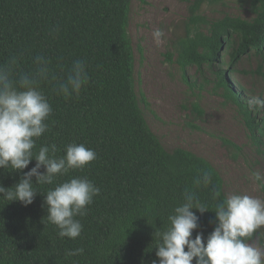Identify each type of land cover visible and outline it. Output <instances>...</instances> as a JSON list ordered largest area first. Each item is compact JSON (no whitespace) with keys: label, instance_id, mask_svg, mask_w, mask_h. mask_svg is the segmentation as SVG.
Returning <instances> with one entry per match:
<instances>
[{"label":"trees","instance_id":"obj_1","mask_svg":"<svg viewBox=\"0 0 264 264\" xmlns=\"http://www.w3.org/2000/svg\"><path fill=\"white\" fill-rule=\"evenodd\" d=\"M131 1L0 0V64L16 55L17 71L27 72L41 55L50 59L61 79L60 64L67 69L76 59L87 63L89 82L79 97L64 99L55 93L54 83L41 84L52 114L33 151L54 143L61 156L71 142L94 149L93 162L56 177L55 183L86 176L101 190L87 214L77 217L83 230L75 240L59 238L47 220L39 192L55 184H34L39 192L27 206L0 199V264H152L157 260L156 231L166 228L167 216L183 202L182 193L201 170L210 171L213 185L224 193L223 180L208 161L181 148L167 151L147 124L140 104H149L135 89L128 35ZM227 1H190L182 32L171 41L166 57L174 58L186 81L191 68L210 75L214 92L236 107L252 138L258 139L264 137L262 109L249 108L244 89L231 78L243 58L253 57L258 62L253 73L264 80V0H246L249 19L202 12ZM193 109L198 118L203 116L197 103ZM34 165L33 160L23 172ZM8 171L0 169V185L6 188L23 174ZM196 194L209 211L192 210L199 217L193 238L196 232L207 237L215 226L217 201L211 186L199 187ZM78 248L84 249L82 254L67 255Z\"/></svg>","mask_w":264,"mask_h":264},{"label":"clouds","instance_id":"obj_2","mask_svg":"<svg viewBox=\"0 0 264 264\" xmlns=\"http://www.w3.org/2000/svg\"><path fill=\"white\" fill-rule=\"evenodd\" d=\"M157 46L165 44V31L157 28L152 33ZM19 57L11 56L0 64V169L21 173L31 161L35 165L23 172L11 187L0 185V199L19 201L27 206L37 193L34 184L53 185L43 195V204L49 223L57 228L59 238L75 240L83 230L77 217L87 214V206L100 194V188L86 176L71 177L55 183L56 177L66 176L71 170L84 169L97 158L94 149L83 143L71 142L64 146L63 155L56 144L39 146L36 141L48 131L52 106L41 84L54 83V91L64 99L79 97L89 82L87 63L74 60L67 69L59 70L63 78L57 79L49 58L37 55L33 68L17 71ZM249 108L264 109V99L253 97ZM43 167V172L40 169ZM35 178V183L33 182ZM256 191L264 193V173H251ZM201 186L212 187V198L217 201L215 226L207 237L193 231L198 219L193 209L203 214L208 210L197 197ZM183 202L167 216V226L156 231L154 248L157 260L152 264H264V198L240 192L224 194L213 185L212 173L201 170L192 187L182 193ZM83 248L67 252L68 256L82 254Z\"/></svg>","mask_w":264,"mask_h":264},{"label":"rangeland","instance_id":"obj_3","mask_svg":"<svg viewBox=\"0 0 264 264\" xmlns=\"http://www.w3.org/2000/svg\"><path fill=\"white\" fill-rule=\"evenodd\" d=\"M190 1H131L128 35L134 52L135 89L149 104L140 107L167 151L187 150L215 168L223 180L224 194L240 192L264 198L251 179L253 172L264 173V137L252 138L236 107L214 92L210 75L191 68L185 73L186 81L174 58L169 61L166 57L171 41L182 32ZM202 12L209 17L229 14L250 18L246 0H228L224 6L205 7ZM157 28L165 31L161 46L152 36ZM257 64L255 58L245 57L235 67L231 80L244 89L243 99L264 98V80L253 73ZM195 103L203 110L201 118L194 112ZM223 140L236 148L226 146Z\"/></svg>","mask_w":264,"mask_h":264}]
</instances>
